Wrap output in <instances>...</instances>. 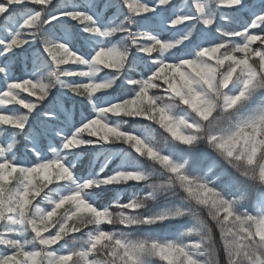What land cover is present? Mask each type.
Wrapping results in <instances>:
<instances>
[{
	"label": "snow or ice",
	"instance_id": "6c2138e0",
	"mask_svg": "<svg viewBox=\"0 0 264 264\" xmlns=\"http://www.w3.org/2000/svg\"><path fill=\"white\" fill-rule=\"evenodd\" d=\"M0 264H264V0H0Z\"/></svg>",
	"mask_w": 264,
	"mask_h": 264
}]
</instances>
